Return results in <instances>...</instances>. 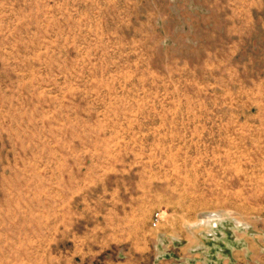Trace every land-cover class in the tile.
<instances>
[{
  "label": "rangeland",
  "instance_id": "rangeland-1",
  "mask_svg": "<svg viewBox=\"0 0 264 264\" xmlns=\"http://www.w3.org/2000/svg\"><path fill=\"white\" fill-rule=\"evenodd\" d=\"M0 264H264V0H0Z\"/></svg>",
  "mask_w": 264,
  "mask_h": 264
},
{
  "label": "crops",
  "instance_id": "crops-1",
  "mask_svg": "<svg viewBox=\"0 0 264 264\" xmlns=\"http://www.w3.org/2000/svg\"><path fill=\"white\" fill-rule=\"evenodd\" d=\"M133 211V209H132ZM131 223V222H130ZM124 224V234L119 236L118 239L120 240H126V241H138L140 238L141 234V230H140V221L136 222V223H132V224ZM119 225V223H118ZM174 227V228H173ZM175 225L173 224H168V222H164V223H160L158 225V227H156V231L155 233L152 234V236L154 237V239H158L161 241H165L167 238L170 239L172 237L173 234L176 233L175 230ZM182 226L179 225L180 228V232L182 233V235L184 236L183 239L184 241L186 240L185 245H180L178 248L179 250L184 251L185 249H191V247H193V242H192V233L194 232H189L188 229L185 227L184 229L181 228ZM143 241H148L146 238L143 239ZM232 257L236 258V259H240L241 258V254L238 251H233L231 252Z\"/></svg>",
  "mask_w": 264,
  "mask_h": 264
}]
</instances>
